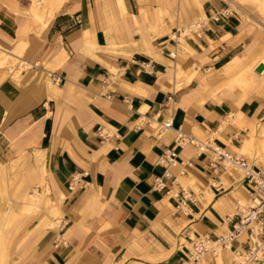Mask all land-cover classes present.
<instances>
[{"label":"crops","instance_id":"0c3cea01","mask_svg":"<svg viewBox=\"0 0 264 264\" xmlns=\"http://www.w3.org/2000/svg\"><path fill=\"white\" fill-rule=\"evenodd\" d=\"M263 8L0 0V264H179L193 238L225 233L251 185L176 136L251 152L264 168V90L230 88L264 51L242 13ZM197 16L200 35L175 30ZM249 244L218 245L202 264H235Z\"/></svg>","mask_w":264,"mask_h":264},{"label":"built area","instance_id":"2783aa9c","mask_svg":"<svg viewBox=\"0 0 264 264\" xmlns=\"http://www.w3.org/2000/svg\"><path fill=\"white\" fill-rule=\"evenodd\" d=\"M203 20V17L197 16L180 24L175 30L183 35L191 32H196L200 35L199 29ZM169 54L175 56V49H170ZM50 75L55 81L60 79L59 74L55 71H50ZM170 126V119H165L160 124L161 129H166ZM100 129L99 133L102 134L103 132ZM176 139L179 142L190 141L195 143L199 151L210 150L212 152L210 164L213 168L221 166L224 169L238 170L242 177L251 185V191L243 202L239 198L235 199L238 210L237 221L225 233L217 235L216 239L213 240L214 243L206 235H198L193 238L179 264H200L209 250L218 245H229L232 240L240 237L249 239L250 244L243 254H237L241 258L235 261V264H253L254 262L264 264V168H255L245 154L230 151L209 139L199 140L183 133H178ZM160 160L175 163L173 155L167 152L160 156Z\"/></svg>","mask_w":264,"mask_h":264},{"label":"rangeland","instance_id":"374dc122","mask_svg":"<svg viewBox=\"0 0 264 264\" xmlns=\"http://www.w3.org/2000/svg\"><path fill=\"white\" fill-rule=\"evenodd\" d=\"M242 1H245V0H242ZM251 7H255V9H257V7L254 5V4H251L250 5ZM230 8L234 11H237L239 10V8L237 7V5L235 4V2H232L231 5H230ZM258 10H255V11H249V10H245L243 13H242V17H248L249 20L253 19L254 20V23L257 25L258 27V30L261 32V37L264 41V17L262 16V14H258L257 13ZM263 13H264V8H263ZM260 63H264V51L262 53H260L259 55H256V54H250L249 56L246 57L245 59V73H251L253 69L251 68H255V66H258ZM261 71L264 70V64L263 65H260L258 67ZM251 71V72H250ZM238 84V83H237ZM236 84V85H237ZM232 86H235L234 84H231ZM231 85H230V88H231ZM240 86V85H238ZM241 87V86H240ZM247 90L249 89H258L257 86L253 85L250 83V85H248L247 87ZM244 90V88H243ZM219 249V247H218ZM234 259L235 261L239 260L240 258L235 255L234 256ZM204 261V258L201 260L200 264H202Z\"/></svg>","mask_w":264,"mask_h":264},{"label":"bare ground","instance_id":"6f19581e","mask_svg":"<svg viewBox=\"0 0 264 264\" xmlns=\"http://www.w3.org/2000/svg\"><path fill=\"white\" fill-rule=\"evenodd\" d=\"M255 68H256V66H255ZM254 67L253 68H251V69H253L252 70V72L251 73H245V72H242V73H236L237 75L234 77V81H235V83H234V85H236L237 83V85H240L241 86V88H242V90H243V88H244V92H248L249 90H254V88L253 89H249V90H247V86L248 85H250V83L251 84H253V85H255V86H257V88L259 89V91H263L264 90V72H262V73H260V72H258V71H256V69H255ZM232 79V78H231ZM228 81V80H227ZM233 81V82H234ZM230 82V81H229ZM232 82V83H233ZM226 84V83H225ZM229 85H230V83H229ZM231 87H233L232 85H231ZM243 92V93H244ZM232 121H234V120H232ZM226 122V121H225ZM224 122V123H225ZM254 133V132H253ZM215 135V134H214ZM218 135V134H217ZM253 138V137H252ZM252 138H251V140H252ZM258 138V139H257ZM253 139H255V138H253ZM256 139H257V141H261V143L260 144H264V127H262L261 129H260V131H259V135H258V137H256ZM255 139V140H256ZM252 142H254V141H252ZM254 144V143H253ZM253 144H249V150H250V145H253ZM260 147V146H259ZM258 147V148H259ZM243 149H244V147H243ZM244 151V150H243ZM262 152V151H261ZM243 153H248L249 154V156L251 155L250 153L251 152H243ZM258 153V152H257ZM255 155H257L258 156V154H255ZM263 162H264V156L263 155H260V156H258Z\"/></svg>","mask_w":264,"mask_h":264}]
</instances>
